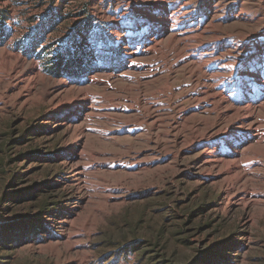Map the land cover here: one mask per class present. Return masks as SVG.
<instances>
[{
	"label": "rangeland",
	"instance_id": "rangeland-1",
	"mask_svg": "<svg viewBox=\"0 0 264 264\" xmlns=\"http://www.w3.org/2000/svg\"><path fill=\"white\" fill-rule=\"evenodd\" d=\"M0 264H264V0H0Z\"/></svg>",
	"mask_w": 264,
	"mask_h": 264
}]
</instances>
